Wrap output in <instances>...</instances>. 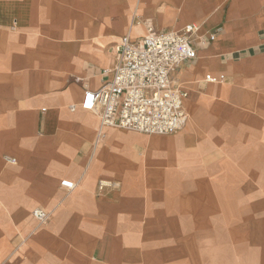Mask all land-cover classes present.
Wrapping results in <instances>:
<instances>
[{"label": "crops", "instance_id": "0c3cea01", "mask_svg": "<svg viewBox=\"0 0 264 264\" xmlns=\"http://www.w3.org/2000/svg\"><path fill=\"white\" fill-rule=\"evenodd\" d=\"M187 25L177 132L102 127L80 108L121 37ZM189 252L264 264V0H0V264H194Z\"/></svg>", "mask_w": 264, "mask_h": 264}, {"label": "built area", "instance_id": "2783aa9c", "mask_svg": "<svg viewBox=\"0 0 264 264\" xmlns=\"http://www.w3.org/2000/svg\"><path fill=\"white\" fill-rule=\"evenodd\" d=\"M195 30L187 25L181 31H153L138 41L128 35L115 47V64L111 77L96 91L86 90L80 108L99 115L100 126L117 127L143 134L170 135L186 120L184 101L187 94L171 84L172 74L196 57L190 41ZM212 40V36L210 37ZM223 77L207 75L205 80L218 82ZM14 163L12 159H6ZM67 191L75 184L64 180ZM39 224L47 221L40 209L32 212Z\"/></svg>", "mask_w": 264, "mask_h": 264}, {"label": "rangeland", "instance_id": "374dc122", "mask_svg": "<svg viewBox=\"0 0 264 264\" xmlns=\"http://www.w3.org/2000/svg\"><path fill=\"white\" fill-rule=\"evenodd\" d=\"M175 253L178 255L179 260H187L186 258L187 253L184 250H175ZM189 253L193 254V261H195L194 264H202V261H205V262L213 261L215 262L213 264H228V263L221 262L218 259L213 258L211 256L201 254L199 252H193V253L189 252ZM190 260H191V257H190Z\"/></svg>", "mask_w": 264, "mask_h": 264}]
</instances>
